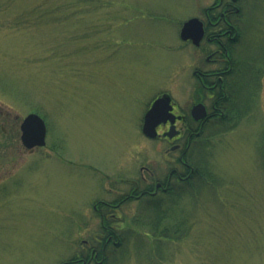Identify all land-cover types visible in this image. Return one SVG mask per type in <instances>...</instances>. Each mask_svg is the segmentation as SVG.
I'll return each instance as SVG.
<instances>
[{"label":"rangeland","instance_id":"rangeland-1","mask_svg":"<svg viewBox=\"0 0 264 264\" xmlns=\"http://www.w3.org/2000/svg\"><path fill=\"white\" fill-rule=\"evenodd\" d=\"M115 1L111 10L101 1L42 15L25 11L32 0H0V264H63L99 248L93 203L128 194L142 176L153 182L140 166L179 155L146 138L140 122L161 93L188 112L195 49L179 26L211 0ZM236 22L235 58L261 67L255 106L232 126L206 128L190 160L203 174L185 183L189 194L164 220L189 215L192 229L157 264H264V0H245ZM30 112L44 120L46 144L25 149L19 124ZM143 204L127 200L112 227L150 241L133 223ZM137 256L120 264H155Z\"/></svg>","mask_w":264,"mask_h":264},{"label":"flooded vegetation","instance_id":"flooded-vegetation-1","mask_svg":"<svg viewBox=\"0 0 264 264\" xmlns=\"http://www.w3.org/2000/svg\"><path fill=\"white\" fill-rule=\"evenodd\" d=\"M244 1L211 0L201 8L197 17L202 22L204 34L197 43L190 42L195 49L192 55L195 56L196 61L192 69L195 83L191 87L192 95L189 97L193 102L186 112L184 107L182 108L171 97V112L174 115L172 119L160 120L156 125V136L148 137L143 134L150 140L169 143L166 154L178 149L177 158L172 160L166 158L167 163H163L165 165L162 167L155 165L151 169L146 165L140 166L141 170L149 171L153 182L150 183L146 176H142L139 181H131L128 194L121 195L115 200L99 199L93 203L92 209L99 218L100 229L93 233L91 241L96 242L95 245L99 243L101 245L99 248L93 245L89 254H76L63 264L77 262L89 264L91 261L99 263L104 256L106 246L108 244L116 245L119 238L117 229L112 227V224L121 222V217L115 211L119 210L127 200L145 201L158 197L159 194H165L171 189L183 188L188 177L194 171L187 162V151L191 142L195 140L202 144L203 129H208L210 126H222V124H226L225 119L230 120L228 125L234 124L236 116L232 112L228 116L226 110L231 108L236 103V98L241 95V90L238 88L240 83L237 82L243 79V74L240 73L243 68L238 66V62L241 60H236L233 50L239 39V26L236 21L242 17ZM164 94L167 93L155 96L149 102L146 111L155 98ZM198 103L203 104L205 108L206 113L202 117L199 116L198 111L193 112L194 105ZM144 115L145 113L140 122L141 129ZM182 139V144L177 142ZM159 167L163 169L160 176L157 175ZM165 171L166 173H163ZM106 210L111 211L106 212ZM88 242L90 241L88 240Z\"/></svg>","mask_w":264,"mask_h":264},{"label":"trees","instance_id":"trees-1","mask_svg":"<svg viewBox=\"0 0 264 264\" xmlns=\"http://www.w3.org/2000/svg\"><path fill=\"white\" fill-rule=\"evenodd\" d=\"M101 1L107 2L105 8L109 10L113 9L112 5L116 3L115 0H32L31 4L25 7V11L28 13H38L45 14L52 13L54 10H67L71 7L75 9L85 8L86 5H93V9L99 7ZM87 9V6H86ZM44 19L46 21H50L47 16L43 18L35 17L34 20ZM60 18V17H59ZM47 24V23H45ZM251 59V58H250ZM236 60H240L239 58ZM257 60V59H256ZM243 70L240 71L241 74L245 73V67L248 68L247 75V87L249 94L246 96H239L236 98V103L231 107L227 108L226 114L229 116L230 112L234 113L236 116L234 122L237 121V118L246 114L249 109H253L255 106V100L257 99V93L261 78V70L256 63L254 58L251 61L248 59V63L243 60V62H238ZM237 67V66H236ZM244 76V75H243ZM244 78V77H243ZM226 124L220 125L218 128H226L230 124V120L225 119ZM202 135V144L198 141H192L187 151V162L190 164V160L194 161L192 158L198 156V153L202 151L204 148L205 139H206V129H203ZM198 140V139H197ZM197 151V152H196ZM207 158V157H206ZM201 165L200 162H196ZM193 167V166H192ZM194 171L188 177L187 181L189 184H194L192 179L197 177V174H203V170L195 165L193 167ZM186 181V183H187ZM188 188L181 189H171L169 192L162 194L160 197L151 198L149 200L144 201V204L140 210V213L134 216L133 223L136 226H146L148 228V232H146L147 236L152 237L151 240H147L146 236L138 235L137 233H133V230H117L118 233V241L116 245L108 244L104 250V256L101 261L97 264H120L121 261L128 257L132 250L135 251V254L138 255V258L148 259L149 262L153 263L155 261L161 260L163 257V251L166 250V246L169 241H177L182 242L186 239L187 234L192 229V222L188 215V218L183 219H175L171 223H167L164 221L168 216V214L173 212V208L177 209L179 207L180 200L182 196L188 195ZM157 264V262H155Z\"/></svg>","mask_w":264,"mask_h":264},{"label":"water","instance_id":"water-1","mask_svg":"<svg viewBox=\"0 0 264 264\" xmlns=\"http://www.w3.org/2000/svg\"><path fill=\"white\" fill-rule=\"evenodd\" d=\"M202 33L201 22L194 17L183 23L180 36L183 39L190 38L196 43ZM161 106L164 107V112L168 114V110L171 108L168 96L156 99L146 113L143 125V132L146 135L154 136L156 133L154 126L159 119L163 117L160 112ZM195 111H198L200 117L205 114V109L202 104L194 106L193 112ZM19 128L21 131L20 140L24 147L32 148L34 146H42L45 144L46 126L44 120L38 114L29 113L26 115L22 119Z\"/></svg>","mask_w":264,"mask_h":264}]
</instances>
